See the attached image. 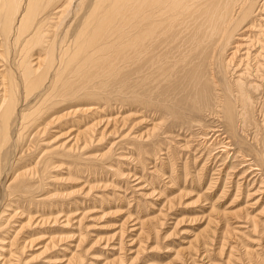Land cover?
Segmentation results:
<instances>
[{
  "label": "bare ground",
  "instance_id": "bare-ground-1",
  "mask_svg": "<svg viewBox=\"0 0 264 264\" xmlns=\"http://www.w3.org/2000/svg\"><path fill=\"white\" fill-rule=\"evenodd\" d=\"M118 75L128 82L127 98L140 114L138 122L150 121L151 126L139 133L131 130L135 124L130 126L135 117L131 113L99 119L95 115L104 107L88 102L109 104L112 96L99 92L96 81ZM261 106L264 0H0V264H34L60 246L65 251L70 236L65 229L78 206L69 192L54 185L65 184L78 173L81 176L84 168L96 171L104 167L119 177L142 181V176L122 173L120 166L113 164L117 143L101 153L89 152L106 135L120 132V142L127 139L132 144L128 149L144 152L154 147L162 154L157 146L162 135L177 126V130L189 134L196 128L192 134L202 139L201 145L212 137L210 143L217 137L223 140L215 151L208 144V157L216 159L218 151L228 153L226 150L232 148L236 155L246 157L243 153L247 150L260 157V166L264 167L258 148L243 137L253 113L264 110ZM88 119L92 122L82 123ZM59 125H67L66 141L55 142L57 133L49 136L51 128ZM252 139L257 141L255 135ZM107 161L111 164L105 166ZM163 162L150 166L151 173H156L158 166L164 168ZM225 175L220 194H225L230 183L229 174ZM212 177L205 191H212L219 174ZM166 178H172L171 173ZM92 184L86 192L81 190L84 197L101 187ZM235 186L237 192L240 182ZM84 215L82 212L76 220L77 227ZM242 218L250 220L256 230L258 222L253 216L245 213ZM148 222L150 218L134 222L139 224L133 228L139 233L131 240L136 239L138 244L135 257L142 248L141 226ZM228 227L235 230L225 225L217 248L219 255L224 253L227 236L234 234ZM127 229V225L120 227L115 249L118 255L103 264H122ZM260 231L264 235V228ZM75 236L77 243L64 260L66 264L81 258L77 250L85 234L79 230ZM201 244L204 247L206 242ZM233 247L225 264L231 262ZM34 248L39 251L35 255ZM207 250H203L206 259ZM246 252L250 256V251ZM258 260L264 264V258ZM207 262L215 264L209 258Z\"/></svg>",
  "mask_w": 264,
  "mask_h": 264
},
{
  "label": "rangeland",
  "instance_id": "rangeland-1",
  "mask_svg": "<svg viewBox=\"0 0 264 264\" xmlns=\"http://www.w3.org/2000/svg\"><path fill=\"white\" fill-rule=\"evenodd\" d=\"M96 82L100 87L99 92L112 96L109 99V104H105L104 101L100 100L88 101L92 105L104 107L102 111H98L95 115L97 118L104 119L105 117L117 115L126 116L131 113V116H135L131 119L132 124L130 123V126L135 123L131 126V130L134 129V132L138 131L136 133H139L151 126L150 121L138 122L140 114L135 113L134 108L130 105L127 98L129 85L123 75H118L115 79ZM261 108L264 109L262 106ZM263 112L264 110H261V112L256 110L253 113L252 120L245 127L243 137L247 143L255 145L264 158ZM90 116L92 117L93 115ZM84 122L90 123L92 121L88 119V121H83L82 123ZM164 122L168 124L166 120ZM205 124L208 123L205 122ZM60 126L51 128L53 131L49 134L51 136V134L57 133V137L54 139L55 142L58 139L59 141L67 140L66 135L68 133H65L67 125H64L65 127ZM177 128L174 127L175 130L172 128L171 133L164 134L162 135L163 137L159 138L157 146L161 149L162 154H159V150L154 147L145 149L144 152L136 151L134 147L133 149H128L132 147V144L127 139L121 140V143V136H118L120 132L115 134L117 137H114L115 135H106L105 140L90 147V153H101L106 151L111 143H117L113 149L114 154L111 157L113 158V164L117 167L120 166L119 170L122 173L129 172L128 174L130 175L135 173L136 177L142 176V181L139 182L138 179L135 180L133 177H119L116 173L106 170V167H104L96 171H87L84 168L81 176H79V173L76 176L77 179H70L62 185H54L55 188L58 186L59 189L63 188L64 192L70 193V199L72 201L73 199L76 200L77 203L74 202V204L78 206V210H72L71 223L65 229L66 235H70L68 243L65 245V251L61 250L60 248L63 246H60L59 249L46 255L45 258L37 262L34 261V264H66L64 260L74 251L73 246L77 243L75 235L79 230L85 234L84 240L77 250L81 254V258H75L72 263L103 264L106 260L118 255V250L115 249L118 246L120 227L126 225L128 226V232L124 234V242L126 243L122 252L123 256H125L122 264H209L207 262L208 258L213 260L215 264H219V262L220 264H225L224 261L228 256L230 246H234L230 264H249L247 263L248 259L250 261L252 259L251 264H261L258 259L263 260L264 258V235L260 233V230L264 228V209H262L264 205V183H261V181H264V167L260 166V157L254 153L247 152V150L245 152L241 150V153L244 152L243 154L246 157L243 155V157H240L235 154L236 152L233 153L232 147L234 145H231L232 149L226 150L228 153L218 151V154L220 153L219 157L212 159V157H208L210 155L209 152L211 153L209 149L218 150L220 146L218 143L223 141L220 137L213 141L214 144L210 143L214 139L212 137L204 146V143L201 145L202 139H198L199 136L193 135L196 132V128L192 129L193 132H191L193 134H189L190 131L186 133L179 129L177 130ZM122 130L126 132L128 129ZM254 135L257 137L255 143L252 139ZM232 142L235 143V140L232 139ZM209 143L211 147L209 146L207 150L206 147ZM185 144L188 146H185ZM215 146L218 148L214 149ZM120 155L130 156L131 159L130 161L128 159L123 160L121 157L119 159ZM222 158L223 160H221ZM118 159L120 162H118ZM170 159L171 161H169ZM161 160L164 161H162L164 168L160 167L162 164V162L160 164ZM108 162L105 163V166H107ZM155 162L160 166L157 165L158 171L152 174L150 166L154 165ZM109 164L111 163L109 162ZM203 164H205L204 169L201 171ZM255 167H259L260 170ZM214 172L215 174H213ZM95 173L96 175L93 176ZM170 173L172 178H166ZM217 173L219 174V179L216 185L212 191H205L211 177H218ZM226 173L229 174L228 182L230 183H227L225 194H220L225 184ZM242 173H245V175ZM244 176L245 178H243ZM251 176L252 178H250ZM253 178L256 179H254V182ZM236 182H240V188L237 192ZM91 184H100L101 187L93 189L86 198L84 197V192L87 191L88 185ZM259 186L260 190L253 193ZM152 188H154V191H151ZM83 189L86 190L84 191ZM211 206L214 207L212 211L210 210ZM82 212H85V215L80 221V227H77L76 220L81 217ZM245 213L253 216L256 223L258 222L256 230L251 228L250 223L252 222L250 220L248 222L243 221L242 215ZM126 217L131 219V221L127 222L128 219L125 220ZM145 218H150V222L143 223L141 226L144 231L139 236L142 241V248L139 249L141 253L135 257L134 252L137 250L138 244L136 239L134 242H131V240L139 233V230H133L139 224L134 222H140ZM208 219L211 220L209 221ZM161 221H163L162 224H159ZM227 223L232 227L234 226L235 230H230L228 227L229 231L234 234L227 236L224 253H222L223 255L220 254V256L217 253V248L220 245L221 233ZM105 242H107L106 246H104ZM203 242H206L204 247L201 244ZM196 248L198 251H195ZM204 249L209 251L207 259L205 255L203 256ZM246 250L248 251L246 252ZM249 251L250 256L248 255ZM35 252L37 254L39 251L35 249L34 255ZM245 252L248 254L245 255ZM179 253L180 258L177 257ZM254 253L258 255H255V257ZM191 258L194 259V263H192Z\"/></svg>",
  "mask_w": 264,
  "mask_h": 264
}]
</instances>
